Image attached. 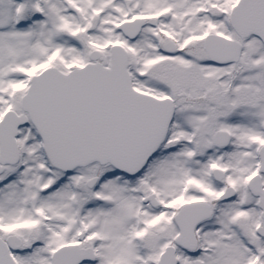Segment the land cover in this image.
<instances>
[{
  "label": "snow or ice",
  "instance_id": "6c2138e0",
  "mask_svg": "<svg viewBox=\"0 0 264 264\" xmlns=\"http://www.w3.org/2000/svg\"><path fill=\"white\" fill-rule=\"evenodd\" d=\"M0 264H264V0H0Z\"/></svg>",
  "mask_w": 264,
  "mask_h": 264
}]
</instances>
